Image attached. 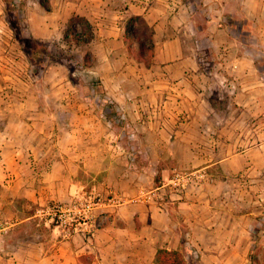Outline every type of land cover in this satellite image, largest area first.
Instances as JSON below:
<instances>
[{"label":"rangeland","instance_id":"374dc122","mask_svg":"<svg viewBox=\"0 0 264 264\" xmlns=\"http://www.w3.org/2000/svg\"><path fill=\"white\" fill-rule=\"evenodd\" d=\"M120 1H110L99 23L76 10L88 0H0V228L33 212L54 229L38 250L46 260L25 254L22 224L1 231L0 255L57 264L48 254L58 240L88 239L118 208L137 203L157 225L158 205H170V223L183 224L187 264H264V79L237 70L248 52L264 50L261 33L228 18L207 38L182 18H165L162 31L156 11L116 17ZM155 1L170 13L194 4V23L205 27L219 0ZM59 161L78 165L83 186L63 201L26 199L23 183L39 187ZM83 196L93 226L84 218L60 225L54 211ZM110 197L120 203L108 206ZM232 221L249 231H227ZM218 224L219 238L236 237L213 258L195 243L212 246L215 232L204 229Z\"/></svg>","mask_w":264,"mask_h":264},{"label":"crops","instance_id":"0c3cea01","mask_svg":"<svg viewBox=\"0 0 264 264\" xmlns=\"http://www.w3.org/2000/svg\"><path fill=\"white\" fill-rule=\"evenodd\" d=\"M89 3L84 6H77L78 13L85 14L88 17H93V14L98 17V22H102L105 18L102 16L108 15L110 10V1L112 0H88ZM120 3L123 8L117 12L116 17L122 18L124 15L134 16H145L151 18V12H157V18L152 22L157 21L156 28L158 30L165 31L163 28V21L165 18L170 17L172 21L177 18L187 20V28L191 29L195 33L196 38H207L209 37L210 29L212 32H217L223 27V21L225 19H232L234 23L239 25L238 29H242V25L246 24L247 27L254 26L251 28L252 34L261 33L262 39H264V0H219L217 3V10L211 19L206 20V26L196 25L194 22V4L190 2H181L176 6L173 11L167 12L164 5L161 3L156 4L155 0H121ZM120 4V5H121ZM174 8V7H173ZM175 10V11H174ZM96 19V18H95ZM97 21V20H96ZM97 22V24H98ZM104 22H107L104 20ZM102 22V23H104ZM174 32H180L181 28H176ZM244 30V29H242ZM161 31V32H162ZM177 38V35H174ZM257 54L264 57V50H259L256 53L248 52L247 58H245V64L241 63V68L238 66V71L259 72L261 77L264 79V61L259 65L257 61ZM259 60V59H258ZM53 163L52 165H54ZM59 166V171L55 173L46 172V180L42 181L39 187L36 184H30L24 182V187L21 190V194L29 201L36 202L37 205H42L49 201H63L67 200L70 194H74L77 189L81 188L79 182L78 165L71 163L74 170H68V165L65 162H57L56 167ZM68 170V171H67ZM55 175V179H48L49 176ZM54 178V177H53ZM17 179V177L15 178ZM34 179V178H33ZM29 184V185H27ZM53 184H60V188H54ZM168 206L160 207L157 209L161 210L164 214L157 225L155 219L147 222V214L144 213V206L137 203H132L126 206H122L117 209L109 221L104 223L101 227L97 228L94 233L88 239L80 238L78 236L73 237L69 240H58V244L50 255L49 260L51 262H57V264H155L154 258L158 248L175 249L184 252L187 250L185 235L182 237L184 231L183 224L176 227V223L171 221L170 223V211ZM147 207V206H146ZM153 208L152 205L147 207ZM196 213H201L199 204L196 205ZM181 213L185 212L183 205L180 206ZM159 215V214H158ZM36 215L33 212H27L22 219L13 221L7 227L0 228V233L4 228H10L17 226L18 224L25 225L26 231L30 238L24 239L23 248L26 249V255L31 258L34 252L38 253L37 258L41 255L42 260H46V253L39 252L41 247H48L49 235H54V229L50 225L40 224L34 220ZM154 217V214H152ZM31 226L33 230L29 228ZM209 229H204L208 232H215V241L210 242L212 246H204L195 243L198 247L204 248V251L208 256L213 258L223 257L226 251L232 246L236 235L232 234L231 237H225L222 234V238H219L220 232H223V224L216 225L213 229L212 225ZM248 230L244 226H237L234 221L228 226L229 232H248L250 229L249 224ZM224 237V238H223ZM181 239V241H179ZM168 240V241H167ZM14 242V241H12ZM11 243V241H8ZM207 243V242H206ZM208 244V243H207ZM17 245H13L15 248ZM210 251H206L207 249ZM19 250V249H18ZM19 252L12 250L8 251V255H0V264H20L22 257L18 256ZM48 253V251H47ZM25 257V256H23ZM34 259V258H33ZM186 260V258H185ZM188 262V261H187ZM186 262V264H187ZM38 264H43L39 262Z\"/></svg>","mask_w":264,"mask_h":264},{"label":"built area","instance_id":"2783aa9c","mask_svg":"<svg viewBox=\"0 0 264 264\" xmlns=\"http://www.w3.org/2000/svg\"><path fill=\"white\" fill-rule=\"evenodd\" d=\"M83 197H77L74 199L72 207H58L54 211V217L57 219L60 225H65L67 220L70 219V222H73L78 219H85V223L89 224V226H93L92 222V213H91V204L88 199ZM120 203L118 198L110 197L107 199L106 203L108 206L115 207ZM76 224V223H75Z\"/></svg>","mask_w":264,"mask_h":264},{"label":"trees","instance_id":"16d2710c","mask_svg":"<svg viewBox=\"0 0 264 264\" xmlns=\"http://www.w3.org/2000/svg\"><path fill=\"white\" fill-rule=\"evenodd\" d=\"M154 262L155 264H186L185 257L179 250L167 248L157 249Z\"/></svg>","mask_w":264,"mask_h":264}]
</instances>
